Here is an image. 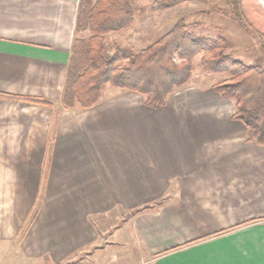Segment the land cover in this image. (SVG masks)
<instances>
[{
  "label": "crops",
  "instance_id": "1",
  "mask_svg": "<svg viewBox=\"0 0 264 264\" xmlns=\"http://www.w3.org/2000/svg\"><path fill=\"white\" fill-rule=\"evenodd\" d=\"M79 1L0 0V94L52 103L0 96V264H264V146L215 74L64 107Z\"/></svg>",
  "mask_w": 264,
  "mask_h": 264
},
{
  "label": "trees",
  "instance_id": "2",
  "mask_svg": "<svg viewBox=\"0 0 264 264\" xmlns=\"http://www.w3.org/2000/svg\"><path fill=\"white\" fill-rule=\"evenodd\" d=\"M185 1L153 0L152 6L165 10ZM231 5L236 20L264 41V14L260 15L263 11L257 0H231ZM134 23L130 0L79 1L75 30L88 31L89 36H77L73 41L62 95L65 108L93 107L101 100L105 85L138 93L147 106L159 108L189 83L193 59L200 55L204 72L225 76L212 89L233 101V118L246 125L251 141L264 146V66L246 64L227 52L230 40L217 28L183 20L140 50L120 48L108 54L106 35L129 29ZM0 96L52 105L44 99Z\"/></svg>",
  "mask_w": 264,
  "mask_h": 264
},
{
  "label": "rangeland",
  "instance_id": "3",
  "mask_svg": "<svg viewBox=\"0 0 264 264\" xmlns=\"http://www.w3.org/2000/svg\"><path fill=\"white\" fill-rule=\"evenodd\" d=\"M130 1L135 13V23L129 29L106 35L105 51L108 54L120 48L140 50L170 30L176 22L183 20L187 23L202 22L217 28L230 40L227 52L246 64L264 66V41L236 20L231 0H186L165 10H155L152 6L153 0ZM257 2L264 12V0H257ZM122 60V63H126L124 58ZM200 61V55L193 59L196 73L203 71ZM211 74H215L212 76L214 80L222 81L225 78L220 73ZM86 256L87 254L83 253V257ZM108 257H110L109 261H112L111 253H108ZM74 261H70V264L79 263L78 260ZM110 263L120 264L121 261ZM3 264H10V260L6 257ZM24 264L30 263L24 262Z\"/></svg>",
  "mask_w": 264,
  "mask_h": 264
},
{
  "label": "water",
  "instance_id": "4",
  "mask_svg": "<svg viewBox=\"0 0 264 264\" xmlns=\"http://www.w3.org/2000/svg\"><path fill=\"white\" fill-rule=\"evenodd\" d=\"M65 264H70V262H67V263H65Z\"/></svg>",
  "mask_w": 264,
  "mask_h": 264
}]
</instances>
